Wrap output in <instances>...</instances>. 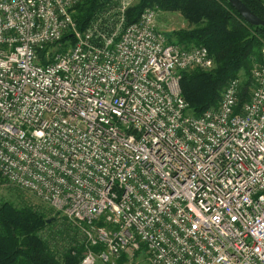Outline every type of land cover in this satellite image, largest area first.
Instances as JSON below:
<instances>
[{
  "label": "built area",
  "instance_id": "2783aa9c",
  "mask_svg": "<svg viewBox=\"0 0 264 264\" xmlns=\"http://www.w3.org/2000/svg\"><path fill=\"white\" fill-rule=\"evenodd\" d=\"M79 1L0 0V180L72 223L78 264H264V64L196 117L180 81L207 48L155 8L128 24L137 0L78 31Z\"/></svg>",
  "mask_w": 264,
  "mask_h": 264
},
{
  "label": "trees",
  "instance_id": "16d2710c",
  "mask_svg": "<svg viewBox=\"0 0 264 264\" xmlns=\"http://www.w3.org/2000/svg\"><path fill=\"white\" fill-rule=\"evenodd\" d=\"M240 1L264 21L263 0ZM115 4L116 0H80L71 14L76 29L84 31L99 12ZM145 8L178 13L188 29L172 32L167 42L183 47L203 46L214 62L210 71L182 73L181 94L194 116L215 107L225 84L239 76L244 78L241 100L244 101L250 58L256 55L261 60L264 28L248 25L227 0H137L126 12L127 23L137 22ZM69 40V35L62 38L63 43ZM54 223L56 234L52 229L46 230L48 241L42 233ZM76 235L77 230L70 223L48 218L30 206L16 208L8 202L0 204V264H78L84 248ZM126 262L122 256L116 264Z\"/></svg>",
  "mask_w": 264,
  "mask_h": 264
},
{
  "label": "rangeland",
  "instance_id": "374dc122",
  "mask_svg": "<svg viewBox=\"0 0 264 264\" xmlns=\"http://www.w3.org/2000/svg\"><path fill=\"white\" fill-rule=\"evenodd\" d=\"M185 29H188V24L178 13H164V12L159 13L157 18V30L164 37L166 42L172 32L178 30H185ZM259 53L261 56V60L256 59V55H254V58H250L248 73L251 70V67L253 66L254 63L264 64V42H262V46ZM241 77L243 78V76ZM4 202L11 203L16 208H21L23 205L30 206L33 210L43 213L48 218L56 217L58 219V222L65 221L70 223L72 226V223L68 219L54 215V211H52L47 206L43 205L39 200H37L31 194L21 191L12 186L6 185L0 180V204ZM55 223L53 226L47 227V229H45L44 232L42 233V237H44L48 241H49V237L48 234L46 233V230L52 229L55 231L56 234L55 225L57 224ZM55 238L56 241L57 236ZM50 240L52 241L53 239L50 238ZM133 259L129 260L125 264H148L146 255L143 253V251H141V253L134 260ZM96 264H103V263L98 260Z\"/></svg>",
  "mask_w": 264,
  "mask_h": 264
},
{
  "label": "water",
  "instance_id": "95a60500",
  "mask_svg": "<svg viewBox=\"0 0 264 264\" xmlns=\"http://www.w3.org/2000/svg\"><path fill=\"white\" fill-rule=\"evenodd\" d=\"M227 2L248 25L264 28V21L253 14L240 0H227Z\"/></svg>",
  "mask_w": 264,
  "mask_h": 264
}]
</instances>
